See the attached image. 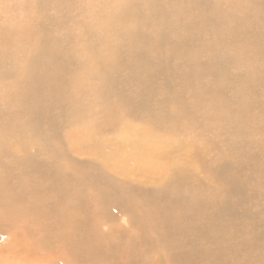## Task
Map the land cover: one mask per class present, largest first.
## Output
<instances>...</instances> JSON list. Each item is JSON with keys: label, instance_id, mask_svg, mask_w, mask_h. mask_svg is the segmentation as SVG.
I'll use <instances>...</instances> for the list:
<instances>
[{"label": "bare ground", "instance_id": "bare-ground-1", "mask_svg": "<svg viewBox=\"0 0 264 264\" xmlns=\"http://www.w3.org/2000/svg\"><path fill=\"white\" fill-rule=\"evenodd\" d=\"M15 10L35 24L13 53L0 22V264H264V0Z\"/></svg>", "mask_w": 264, "mask_h": 264}, {"label": "rangeland", "instance_id": "rangeland-1", "mask_svg": "<svg viewBox=\"0 0 264 264\" xmlns=\"http://www.w3.org/2000/svg\"><path fill=\"white\" fill-rule=\"evenodd\" d=\"M20 0H8L5 4H4V7L8 8L9 9V12L7 13H3L1 10H0V15H1V20L0 22L2 23L3 22V25L5 24L6 26H8L9 28L13 29L12 30V40L15 42V46H8L7 48H10V50H12L11 52H15L14 50L20 52V50H22L23 46H24V43H26V37H24V35L22 34L21 32V26L23 24H29L31 27H33V25L35 24V21H34V17H30L33 15V12L32 10H29L28 11V14L27 15H20V14H17L16 13V10H15V3L16 2H19ZM39 13H40V16L43 20V26H40L38 27V30H40L42 32V34L44 36H47L49 35V32L47 31V29L49 27H44V24L45 22L48 20V18L51 16L52 14V10L49 9L46 5V3L44 1H42L41 5H40V8H39ZM79 20V19H78ZM78 20L76 21V23L78 24ZM8 21L13 23V24H17V26H9L8 25ZM50 29V28H49ZM7 33H10V32H7ZM4 34V36L6 35V39H8L9 37V34H6V33H3L2 32V35ZM32 37H37L36 33H34L32 35ZM24 54V53H23ZM19 60V58H18ZM11 64H14L13 62H11ZM20 72V73H19ZM19 75L21 74V77L19 78V80H21L23 78V75L26 76V73H23L22 71H19ZM27 77V76H26ZM15 81L13 83V86H12V90H15L16 86L18 85V83L20 81ZM23 80V79H22ZM130 78L129 77H125L124 79H122V83L125 84L126 82H130ZM75 155L77 156V154L75 153ZM3 242L7 245L8 243H11V235H7L3 238ZM1 243V242H0ZM0 255L1 256H4L5 258L7 259H11V255H9V257H7V252L3 249H1L0 247Z\"/></svg>", "mask_w": 264, "mask_h": 264}]
</instances>
